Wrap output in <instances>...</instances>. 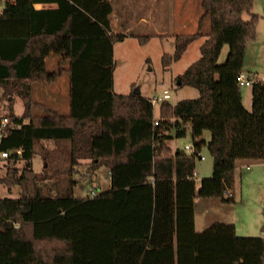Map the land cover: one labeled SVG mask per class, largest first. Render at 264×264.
<instances>
[{
	"label": "trees",
	"instance_id": "16d2710c",
	"mask_svg": "<svg viewBox=\"0 0 264 264\" xmlns=\"http://www.w3.org/2000/svg\"><path fill=\"white\" fill-rule=\"evenodd\" d=\"M38 1L57 7L37 9ZM202 5L201 20L210 16L211 29L201 56L178 76L180 85L195 86L199 95L176 103L163 99L155 124L151 97L114 91L113 44L126 34L111 32V0H6L0 86L21 95L25 107L22 114L0 115V121L20 124L3 130L0 150L11 153L0 181L22 187L17 196H0V264H264V237L239 235L234 222L214 221L202 231L195 226L196 197L234 201L237 160H264V79L252 84L251 108L237 79L261 15L252 12L253 0ZM201 34L177 35L174 54H164L163 62L179 59ZM225 43L227 58L218 63ZM50 55L60 57L56 69L47 67ZM64 72L70 112L48 107L35 113L33 84L52 83ZM189 127L199 138L196 151L173 148L171 139ZM49 140L70 144L64 183H49L47 168L33 166L36 144ZM204 144L213 171L197 186L189 175ZM81 159L90 160L91 170L108 166L111 187L76 195L72 175Z\"/></svg>",
	"mask_w": 264,
	"mask_h": 264
},
{
	"label": "rangeland",
	"instance_id": "374dc122",
	"mask_svg": "<svg viewBox=\"0 0 264 264\" xmlns=\"http://www.w3.org/2000/svg\"><path fill=\"white\" fill-rule=\"evenodd\" d=\"M111 2L114 7V21L118 32L123 31V23L136 22L141 16L159 23L149 25L141 22L132 30L126 31L125 37L117 41L114 50V91L117 93L140 91L141 94L153 98L162 95L164 88H168L170 90L168 99L172 103L183 98L197 97L199 95L198 88L189 84L180 85L178 76L201 56L200 45L204 36L192 41L177 60L165 64L163 55L174 54L177 35L193 33L198 30L203 33L210 31V16L201 20L204 13L202 0H111ZM5 4L6 0H0V6H5ZM252 12L260 14L261 18L257 24L258 38L255 39L256 36L247 42L244 67L250 69H259L260 67L261 71H264V54L261 52V48H264V0H253ZM243 17L248 20L251 15L245 11ZM157 31L163 32L157 33ZM138 35L147 36V39L142 42ZM228 52L229 44L225 43L217 62L223 63ZM54 58L56 61L59 59L58 56L47 58V67L50 70L57 68ZM33 89L36 113H42V110H46L48 107L55 108L62 113L70 112L69 75L67 72L50 84L35 82ZM240 89L244 97V104L249 107L248 99L252 84L240 85ZM159 106L160 101L154 103L155 117L159 115ZM24 107L21 95L0 86L1 116H5L11 111L22 114ZM203 137L207 140L210 139V131L205 130ZM198 139H193L189 127L186 135L174 137L170 143L173 148L184 149L186 143L194 144V141ZM67 142L65 140L60 142L49 140L36 144L33 166L42 172H45V168H47L50 174L49 183L58 179L62 183L65 182L63 179L67 170L65 157L69 152L70 145ZM186 151L192 153V151ZM200 153L204 154L205 158L201 159L198 155L196 156L195 170L198 186L202 178L210 176L213 170V156L207 144L201 147ZM245 162L250 163V166L239 165L236 171L234 201L222 203L217 197L199 198L207 202L206 206L202 207L204 215L198 220L197 231H202L214 221L232 222L233 220L237 225V234L264 237V163L256 159H247ZM0 165L2 166L0 175L4 176L7 164L1 156ZM17 165L21 168L24 161H19ZM72 178L75 180L73 191L78 196H91V189H94L96 195L111 187L109 167L100 165L91 170L89 159H81ZM53 187L54 190L58 189L57 185ZM21 190L22 187L19 184L10 188L0 181V196H17ZM199 209L197 210L198 216L201 213V209Z\"/></svg>",
	"mask_w": 264,
	"mask_h": 264
},
{
	"label": "crops",
	"instance_id": "0c3cea01",
	"mask_svg": "<svg viewBox=\"0 0 264 264\" xmlns=\"http://www.w3.org/2000/svg\"><path fill=\"white\" fill-rule=\"evenodd\" d=\"M34 6H35V8H37V9H40V8H54V7H57V3L56 2H40V1H38V2H35L34 3ZM4 7L5 6H0V12L4 9ZM110 21H111V32L112 33H125L126 31H130V30H132L133 28H135L139 23H141V22H145V23H148L149 25H154L155 23L156 24H159L158 22H156L155 20H148V19H146L145 17H143V16H141L138 20H136V22H133V23H129V24H122V27L124 28L123 29V31H121V32H118L117 30H116V24H115V21H114V7H113V11H112V13H111V15H110ZM160 30H162V29H160ZM259 31V30H258ZM161 32H163V31H157V33H161ZM208 33H209V31H206L205 33H203V31H202V34L200 35V36H198V37H201V36H204V40H203V42L205 41V39L208 37ZM136 35V34H135ZM139 36V35H138ZM141 36H143V35H141ZM198 37H196V38H198ZM263 37H264V31H263ZM195 38V39H196ZM258 38V35H257V37L255 38V39H257ZM194 39V40H195ZM193 40V41H194ZM192 42V41H191ZM190 42V43H191ZM202 42V43H203ZM118 42L116 41V42H114V44H113V52H114V50L116 49V44H117ZM189 43V44H190ZM201 43V44H202ZM188 44V45H189ZM188 47V46H187ZM200 47H201V45H200ZM187 49V48H186ZM185 49V50H186ZM262 50H261V52L264 54V48H261ZM246 55H247V51L245 52V58H246ZM50 56H58L59 57V55H50ZM50 56H48V57H50ZM47 57V58H48ZM245 58H244V61H245ZM55 59V58H54ZM59 60H60V57H59V59H58V61H56V59H55V61L57 62L56 64H58V62H59ZM262 69L259 67V69H250V68H248V67H244V62H243V68H242V72L244 73V75H246V76H248V77H251V78H254L255 80H262V79H264V71H261ZM65 73V72H64ZM63 74V73H62ZM61 74V75H62ZM60 75V76H61ZM59 76V77H60ZM58 77V78H59ZM58 78L55 80V81H57L58 80ZM54 81V82H55ZM50 84V83H49ZM33 86H34V84H33ZM34 90V89H33ZM42 93V92H41ZM243 94H242V100H243ZM243 103H244V101H243ZM246 107H247V105L246 104H244ZM248 106L249 107H247V108H251V106H252V90H251V94H250V97H249V99H248ZM57 110V109H56ZM43 112L42 113H44L45 112V110H42ZM36 113V112H35ZM62 113V112H61ZM247 160V158H242V159H238L237 160V162H236V167H235V178H236V171H237V169L239 168V165H241V166H245L246 165V167L249 165L250 166V163H247V162H245ZM258 161H260L261 163H264V160H258ZM213 171V170H212ZM212 174V173H211ZM198 186V185H197ZM200 197H196L195 198V226H196V229H197V224H198V220H199V218H202L203 217V215H204V213H203V211H202V207L205 205V203L207 202L206 200H201V199H199ZM220 201H222L221 200V198H219V197H217ZM222 203H224V201H222ZM199 206V207H198ZM206 206V205H205ZM201 209V213H199V216H198V209ZM199 209V210H200ZM200 212V211H199ZM227 215H228V213H227ZM231 214H229V216H230ZM231 217V216H230ZM233 217V216H232ZM232 219H234V218H232ZM227 222H229V221H227ZM232 222H233V220H232ZM235 223V222H234ZM235 226H236V231H237V225H236V223H235ZM12 263H16V264H31V261L30 260H20V261H13Z\"/></svg>",
	"mask_w": 264,
	"mask_h": 264
},
{
	"label": "built area",
	"instance_id": "2783aa9c",
	"mask_svg": "<svg viewBox=\"0 0 264 264\" xmlns=\"http://www.w3.org/2000/svg\"><path fill=\"white\" fill-rule=\"evenodd\" d=\"M237 79H238V82H239L240 85H243V84L250 85V84H253L255 82L254 78H251V77H248V76L244 75V73L242 71L237 75ZM169 96H170V90L168 88H164V90L162 92V95L154 96L151 99H152V102L154 104L157 101L161 102L163 99L168 98ZM154 123L155 124L159 123L158 117L155 118ZM19 126H20V124L15 123V122H11V120L8 117H3L1 119V121H0V136L1 137L3 136V130L6 127H14V128H16V127H19ZM184 149L192 151V153L196 151V148H195L194 144H189V143L185 144ZM10 153L11 152L8 151V150H0V156L2 158L8 157L10 155ZM18 153H21L20 149L18 150ZM196 154L201 159L205 158V155L200 153V150L197 151ZM247 167H249V165ZM196 173L197 172L195 170L193 174L189 175V177L196 179ZM94 195H95V191H94V189H91V196H94Z\"/></svg>",
	"mask_w": 264,
	"mask_h": 264
},
{
	"label": "water",
	"instance_id": "95a60500",
	"mask_svg": "<svg viewBox=\"0 0 264 264\" xmlns=\"http://www.w3.org/2000/svg\"><path fill=\"white\" fill-rule=\"evenodd\" d=\"M263 229H264V227H263Z\"/></svg>",
	"mask_w": 264,
	"mask_h": 264
}]
</instances>
